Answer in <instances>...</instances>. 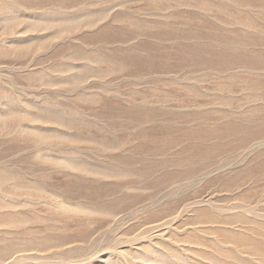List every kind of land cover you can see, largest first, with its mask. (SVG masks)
Masks as SVG:
<instances>
[{"label": "rangeland", "instance_id": "1", "mask_svg": "<svg viewBox=\"0 0 264 264\" xmlns=\"http://www.w3.org/2000/svg\"><path fill=\"white\" fill-rule=\"evenodd\" d=\"M0 264H264V0H0Z\"/></svg>", "mask_w": 264, "mask_h": 264}, {"label": "bare ground", "instance_id": "2", "mask_svg": "<svg viewBox=\"0 0 264 264\" xmlns=\"http://www.w3.org/2000/svg\"><path fill=\"white\" fill-rule=\"evenodd\" d=\"M184 37L180 39L183 42L178 41L179 43H174V47L183 49L184 45L190 42V38H188L186 36H184ZM167 38L168 37L166 36L165 30L159 32V34L156 36L157 40H167ZM89 56H91V55H89ZM73 58H75V57H73ZM54 114L55 113H53L52 111L47 110L45 112V117L49 120L60 121V117L55 116ZM79 122L80 121L78 120V118L75 117V115L72 116V118L70 120H67V123L70 125V127H73V126L79 124ZM65 175H63V176H65ZM141 178H142L141 175L140 176L136 175V178H134V179H135V181H139V180H141ZM128 183H129V180H121V181L116 183L115 187L118 190H122L123 188H125V186ZM95 186H96V182L94 180H86L84 178V176H77V175L72 176L66 184H63V187H66V190L72 191L71 189H74V190H76V192H78V194H83L82 192L84 190L91 189ZM107 187L108 186H104V188H107ZM129 200H130L129 197L122 195L119 200L111 201L107 205L110 206L111 208L119 209V204L121 205V208H122L124 205H126L128 203Z\"/></svg>", "mask_w": 264, "mask_h": 264}]
</instances>
